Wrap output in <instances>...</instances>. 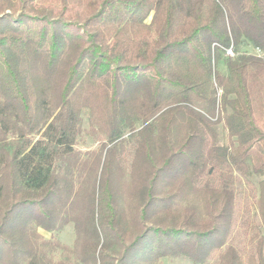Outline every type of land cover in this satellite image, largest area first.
<instances>
[{
    "label": "trees",
    "instance_id": "trees-1",
    "mask_svg": "<svg viewBox=\"0 0 264 264\" xmlns=\"http://www.w3.org/2000/svg\"><path fill=\"white\" fill-rule=\"evenodd\" d=\"M246 42L264 52V0H0V264H264V57ZM70 223L72 247L38 231Z\"/></svg>",
    "mask_w": 264,
    "mask_h": 264
},
{
    "label": "rangeland",
    "instance_id": "rangeland-1",
    "mask_svg": "<svg viewBox=\"0 0 264 264\" xmlns=\"http://www.w3.org/2000/svg\"><path fill=\"white\" fill-rule=\"evenodd\" d=\"M240 52L255 54L264 57V52L254 47V45L250 44L249 42L243 43L241 45ZM225 55L226 54H224L217 63V71L219 73H222L223 75L227 74V68L224 61ZM83 129H84L83 133L78 138L75 147L76 149L81 150L84 155H86V152L88 151L99 149L101 143L94 135L90 134L89 122L86 116H84ZM219 134H220L219 135L220 142L226 144L228 141V134L222 122L219 124ZM127 135L125 137H127ZM126 157L127 160L125 161V163L128 166L131 157L129 154L128 155L126 154L125 158ZM257 183H258L257 179H253V183L251 186L250 185L239 186L237 204L240 213L246 212L247 210L253 211L255 209V203L258 198V192H259ZM38 231L40 232V234H42V236L45 239L57 240L71 247L73 246L75 241L74 225L71 223L65 226L60 231L48 232L42 228H40ZM241 231L243 230H240V228L236 229L237 235H235V243L243 247L244 246L243 244L245 242V237L242 235ZM54 256L56 260H59L61 258V251L59 250L55 252ZM158 263L159 264H195L185 257H163L158 260ZM206 264H213V261L207 262Z\"/></svg>",
    "mask_w": 264,
    "mask_h": 264
},
{
    "label": "built area",
    "instance_id": "built-area-1",
    "mask_svg": "<svg viewBox=\"0 0 264 264\" xmlns=\"http://www.w3.org/2000/svg\"><path fill=\"white\" fill-rule=\"evenodd\" d=\"M227 54H228V55H233V50H232L231 48L228 49V50H227Z\"/></svg>",
    "mask_w": 264,
    "mask_h": 264
}]
</instances>
